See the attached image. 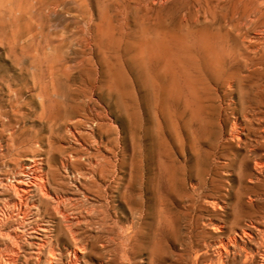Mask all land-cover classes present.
Segmentation results:
<instances>
[{"label":"rangeland","instance_id":"rangeland-1","mask_svg":"<svg viewBox=\"0 0 264 264\" xmlns=\"http://www.w3.org/2000/svg\"><path fill=\"white\" fill-rule=\"evenodd\" d=\"M263 30L264 0H0L1 264H264Z\"/></svg>","mask_w":264,"mask_h":264},{"label":"bare ground","instance_id":"bare-ground-1","mask_svg":"<svg viewBox=\"0 0 264 264\" xmlns=\"http://www.w3.org/2000/svg\"><path fill=\"white\" fill-rule=\"evenodd\" d=\"M241 4H242V3H241ZM205 30H206V29H205ZM263 31H264V30H263ZM261 33H262V32H261ZM263 33H264V32H263ZM203 40H204V39H203ZM211 41H212V40H211ZM203 46H204V45H203ZM143 48H144V47H143ZM205 48H206V47H205ZM163 49H164V48H163ZM208 49H209V48H208ZM210 49H211V48H210ZM210 49L208 50V52L210 51ZM204 51H205V50H204ZM211 52H212V51H211ZM163 53H164V52H163ZM206 53H207V52H206ZM209 54H210V53H209ZM210 55H211V54H210ZM210 58H211V57H210ZM215 60H216V58H215ZM215 60H214V62L217 61V60H216V61H215ZM216 63H217V62H216ZM240 126H241V124H240ZM235 127H236V126H235ZM241 127H242V126H241ZM244 127H245V126H244ZM231 128H232V127H231ZM234 129H235V128H234ZM231 130H232V129H231ZM242 130H243V129H242ZM12 133H14V132H12ZM238 133H239V132H238ZM10 134H11V133H10ZM236 134H237V133H236ZM240 134H241V133H240ZM237 135H238V134H237ZM241 135H242V134H241ZM13 136H14V135H13ZM232 136H233V135H232ZM11 137H12V135H11ZM230 137H231V136H230ZM237 138H239V137L237 136ZM226 139H228V137H227ZM10 140H12V138H11ZM263 140H264V139H263ZM233 141H234V140H233ZM226 142H228V141H226ZM259 147H260V146H259ZM2 148H3V146H2ZM181 153H182V152H181ZM36 158H37V157H36ZM43 160H44V159H43ZM258 160H259V159H258ZM262 161H263V160H262ZM39 162H40V160H39ZM24 163H25V162H24ZM33 163H34V162H33ZM37 163H38V161H37ZM41 163H42V162H41ZM260 163H261V160H260L259 164H260ZM256 164H257V163H256ZM36 165H37V164H36ZM39 165L41 166L40 163H39ZM39 165H38V166H39ZM254 166H255V165H254ZM262 166L264 167L263 164H262ZM262 166H260V168H263ZM33 167H34V166H33ZM40 168H41V167H40ZM42 168H43V167H42ZM254 168H255V167H254ZM258 168H259V166H258ZM260 168H259V169H260ZM24 169H25V168H24ZM26 169H27V168H26ZM36 169H37V168H36ZM255 169H256V168H255ZM259 169H258V170H259ZM30 170H31V169H30ZM43 170H44V169H43ZM43 170H42V171H43ZM263 170H264V168H263ZM23 171H24V170H23ZM34 172H35V171H34ZM259 172H260V171H259ZM261 172H263V171H261ZM39 173H40V172H39ZM257 173H258V172H257ZM30 174H31V173H30ZM32 174H33V173H32ZM261 174H262V173H261ZM35 176H36V175H35ZM22 177H23V176H22ZM38 177H39V176H38ZM32 178H33V177H32ZM40 178H41V177H40ZM46 178H47V177H46ZM27 179H28V178H27ZM34 179H35V178H34ZM37 179H38V178H37ZM256 179H257V178H256ZM18 180H19V179H18ZM44 181H45V180H44ZM44 181H43V183H45ZM47 181H48V180H47ZM9 182H10V181H9ZM16 182H17V181H16ZM21 182H23V181H21ZM12 184H13V183H12ZM17 184H18V183H17ZM19 184H20V183H19ZM46 184H48V183H46ZM24 185H26V184H24ZM27 185H28V184H27ZM18 186H19V185H18ZM43 186H45V184H44ZM27 187H28V186H27ZM36 187H37V186H36ZM12 188H13V187H12ZM29 188H30V185H29ZM5 190H6V189H5ZM39 190H40V189H39ZM14 191H15V190H14ZM22 191H23V190H22ZM41 192H44V191H41ZM50 192H51V190H50ZM13 193H14V192H13ZM28 193H29V191H28ZM32 193H33V191H32ZM36 194H37V193H36ZM42 194H43V193H42ZM44 194H46V193H44ZM54 194H55V193H54ZM38 195H39V194H38ZM48 195H49V194H48ZM55 196H56V195H55ZM42 197H43V196H42ZM46 197H47V196L45 195V200H46V199H49V198H52V196L49 197V198H46ZM18 198H19V197H18ZM18 198H16V199H18ZM20 198H21V197H20ZM26 199H27V198H26ZM32 199H33V198H31V200H32ZM45 200H44L43 202H45ZM49 200H50V199H49ZM49 200H48V201H49ZM36 201H37V200H36ZM51 201H53V200H51ZM54 201H55V200H54ZM61 201L63 202V198H62ZM61 201H60V202H61ZM32 202H33V201H32ZM57 202H58V199H57ZM64 202H65V200H64ZM30 203H31V201H30ZM51 203H52V202H51ZM55 203H56V202H55ZM55 203H54V204H55ZM65 203H66V202H65ZM5 204H6V203H5ZM39 204H40V203H39ZM58 204H59V207H61L59 202H58ZM28 205H29V204H28ZM56 205H57V204H55L54 206L56 207ZM61 205H62V204H61ZM63 205H64V204H63ZM13 206H14V205H13ZM16 207H17V206H16ZM34 207H35V206H34ZM34 207H32V208H34ZM62 207H63V206H62ZM7 208H8V207H7ZM17 208H18V207H17ZM26 208H28V206H27ZM53 208H54V207H53ZM65 208H66V207H65ZM35 209H37V208H35ZM57 209L59 210V208H57ZM57 209H56V210H57ZM63 209H64V208H63ZM20 210H21V209H20ZM56 210H55L54 212H59L58 210H57V211H56ZM61 210H62V209H61ZM115 210H116V209H115ZM0 211H2V210H0ZM17 211H18V210H17ZM36 211H37V210H36ZM3 212H4V211H3ZM31 212H32V211H31ZM34 212H35V211H34ZM63 212H64V210H63ZM66 212H67V211H66ZM70 212H71V211H70ZM19 213H20V212H19ZM23 213H24V212H23ZM60 213H61V211H60ZM27 214H28V213H27ZM33 214H35V213H33ZM80 214H81V213H80ZM16 215H17V214H16ZM16 215H15V216H16ZM18 215L20 216V214H18ZM23 215H24V214H23ZM25 215H26V214H25ZM30 215H31V214H30ZM57 215H58V213H56V216H57ZM61 215H63V213H61ZM61 215H60V216H61ZM64 215H65V213H64ZM32 216H33V215H32ZM60 216H59V217H60ZM70 216H71V215H70ZM25 217H26V216H25ZM25 217H24V218H25ZM62 217L65 218L66 216H62ZM13 218H14V216H13ZM20 218H22V217H20ZM24 218H23V219H24ZM31 218H32V217H31ZM64 218H63V219H64ZM71 218H72V217H71ZM71 218H70V219H71ZM2 219H3V218H1V221H2ZM5 219H6V218H5ZM7 219H8V218H7ZM8 220H9V219H8ZM8 220H7V221H8ZM10 220H11V219H10ZM10 220H9V222H10ZM13 220H15V219H13ZM29 220H30V218H29ZM1 221H0V222H1ZM7 221H6L5 223H7ZM23 221H24V220H23ZM26 221H27V217H26ZM63 221H64V220H63ZM63 221H62V222H63ZM67 221H69V220H67ZM72 221H73V220H71V223L74 222V221H73V222H72ZM3 222H4V221H3ZM24 222H25V221H24ZM64 222H65V221H64ZM5 223H4V224H5ZM15 223H16V222H15ZM17 223H18V221H17ZM22 223H23V222H22ZM28 223L30 224V221H29ZM28 223H27V224H28ZM4 224H3V225H4ZM8 224H10V223H8ZM13 224H14V223H13ZM65 224H66V223H65ZM65 224H64V225H65ZM67 224H69V223H67ZM191 224H192V223H191ZM246 224H247V223H246ZM3 225H2V226H3ZM18 225H19V224H18ZM25 225H26V224H25ZM30 225H31V224H30ZM41 225H43V224H41ZM46 225H48V224H46ZM64 225H63V226H64ZM72 225H73V224H72ZM192 225H193V224H192ZM249 225H251V226H249L247 229H243V230H241L239 233L236 234V236L239 238L240 242H241L242 244H245L246 241H247V242H251V241H254V240L258 239V238H261V240H263V243H264V230L260 229L259 227L255 226V225H252V224H249ZM4 226H5V225H4ZM6 226H8V225H6ZM6 226H5V227H6ZM9 226H10V225H9ZM9 226H8V228H9ZM11 226H12V225H11ZM13 226H14V225H13ZM20 226H21V225H20ZM26 226H27V225H26ZM36 226H37V225H36ZM67 226H68V225H67ZM132 226H133V228H134V225H132ZM21 227H22V226H21ZM29 227H30V226H29ZM49 227H50V226H49ZM69 227H70V226H69ZM129 227H131V225H130ZM129 227H128V229H130ZM217 227H218V226H217ZM220 227H221V226H220ZM0 228H2V227L0 226ZM23 228H24V227H23ZM31 228H32V226H31ZM231 228H232V226H231ZM6 229H7V228H6ZM11 229H12V228H11ZM11 229H10V231H11ZM20 229H21V228H20ZM68 229H69V228H68ZM68 229H67V230H68ZM71 229H73V226L71 227ZM215 229H217V228H215ZM222 229H223V227H222ZM2 230H3V229H2ZM8 230H9V229H8ZM12 230H15V229H12ZM26 230H28V229H26ZM50 230H51V229H50ZM69 230H70V229H69ZM74 230H75V229H74ZM74 230H73V231H74ZM134 230H136V229H134ZM229 230H230V228H229ZM10 231H9V232H10ZM16 231H19V228H18ZM33 231H34V230H33ZM40 231H43V229H42V230L40 229ZM44 231H45V230H44ZM44 231H43V232H44ZM54 231H55V230H54ZM132 231H133V230H132ZM217 231H218V230H217ZM217 231L215 230V232H217ZM11 232H12V231H11ZM14 232H15V231H13L12 233H14ZM20 232H21V231H19V234H20ZM47 232H48V230H47ZM67 232H68V231H67ZM71 232H72V231H71ZM136 232H139V231H136ZM213 232H214V229H213ZM218 232H219V231H218ZM222 232H223V231H222ZM236 232H237V231H236ZM5 233H6V232H5ZM26 233H27V232H26ZM32 233H33V232H32ZM36 233H37V232H36ZM48 233H49V232H48ZM119 233H120V232H119ZM130 233H131V232H130ZM200 233H201V232H200ZM220 233H221V232H220ZM15 234H16V233H15ZM41 234H42V233H41ZM44 234H45V233H44ZM73 234H74V232H73ZM137 234H138V233H137ZM191 234H192V233H191ZM216 234H217V233H216ZM234 234H235V233H234ZM1 235H4V234L1 232L0 237H1ZM6 235H9V233H7ZM11 235H12V234H10V237H11L10 240H11V239H15V238H12L13 236H11ZM16 235H17V234H16ZM24 235H25V234H24ZM39 235H40V234H39ZM45 235H46V234H45ZM117 235H118V234H117ZM121 235H122V234H121ZM132 235H133V233H132ZM132 235H131V236H132ZM228 235H229V234H228ZM228 235H227V236H228ZM22 236H23V235H22ZM25 236H26V235H25ZM31 236H32V235H31ZM33 236H34V235H33ZM42 236H43V235H42ZM46 236H47V235H46ZM64 236H65V235H64ZM71 236H72V235H71ZM126 236L128 237V235H126ZM131 236H130V237H131ZM199 236H200V235H199ZM230 236H231V235H230ZM6 237H7V236H5V238H6ZM14 237H15V235H14ZM16 237H17V236H16ZM27 237H28V236H27ZM29 237H30V236H29ZM44 237H45V236H44ZM135 237H136V236H135ZM232 237H233V236H232ZM2 238L4 239V236H3ZM18 238L20 239L21 237H19V235H18ZM52 238H53V237H52ZM73 238H74V236H73ZM121 238L123 239V238H125V237H123V235H122ZM228 238H229V237H228ZM233 238H234V237H233ZM6 239H7V238H6ZM8 239H9V238H8ZM26 239H27V238H26ZM30 239H31V237H30ZM127 239H128V238H127ZM219 239H220V238H219ZM226 239H227V238H226ZM0 240H2V239H0ZM15 240H16V239H15ZM32 240H33V239H32ZM37 240H42V239H39V238H38ZM51 240H52V239H51ZM51 240H50V242H51ZM70 240H71V237H70ZM78 240H79V239H78ZM78 240H77V241H78ZM108 240H109V239H108ZM113 240H114V239H113ZM113 240H112V242H113ZM124 240H125V239H124ZM124 240H123V241H124ZM136 240H138V239H136ZM194 240H195V239H194ZM233 240H234V239H233ZM5 241H6V240H5ZM5 241H3V242H5ZM13 241H14V240H13ZM16 241H17V240H16ZM27 241H28V240H27ZM45 241H46V240H45ZM48 241H49V239L46 241V243H49ZM123 241H122V242H123ZM127 241H129V240H127ZM228 241H229V240H228ZM228 241H227V242H228ZM3 242H2V243H3ZM8 242H9V240H8ZM53 242H55V241H53ZM72 242H73V240H72ZM134 242H135V241H134ZM220 242H221V241H220ZM220 242H219L218 244H220ZM223 242H224V241H223ZM10 243H11V242H10ZM10 243H9V244H10ZM14 243H15V241H14ZM20 243H21V242H20ZM29 243H30V242H29ZM29 243L27 242L26 244H29ZM33 243H34V242H33ZM33 243L31 242V244H33ZM39 243H40V242H39ZM41 243H42V242H41ZM41 243H40V244H41ZM75 243H76V242H75ZM75 243L73 242V244H75ZM78 243H79V242H78ZM215 243H216V242H215ZM229 243H230V242H229ZM0 244H1V243H0ZM15 244H17V242H16ZM40 244H39L38 246H40ZM56 244H57V243H56ZM76 244H77V243H76ZM76 244H75V246H76ZM133 244H134V243H133ZM205 244H206V242H205ZM232 244H233V243H232ZM11 245H14V244H11ZM19 245H20V244H19ZM21 245H22V244H21ZM21 245H20V246H21ZM42 245H43V243H42ZM47 245H48V244H47ZM47 245H45V246H47ZM51 245H52V244H51ZM51 245H50V246H51ZM54 245H55V244H53V246H54ZM65 245H66V244H65ZM135 245H136V243H135ZM210 245H211V244H210ZM210 245H209V246H210ZM220 245H221V244H220ZM224 245H225V244H224ZM224 245H222V247H223ZM0 246H1V245H0ZM2 246H3V245H2ZM8 246H9V245H8ZM14 246H16V245H14ZM34 246H35V245H34ZM50 246H49L48 248H50ZM53 246H52V247H53ZM66 246H67V245H66ZM70 246H71V245H70ZM78 246H79V245H78ZM80 246H81V245H80ZM82 246H83V245H82ZM84 246H86V245H84ZM121 246H122V245H121ZM125 246H126V245H125ZM228 246H231V245H228ZM6 247H7V246H6ZM6 247H5V249H6ZM22 247H23V246H22ZM28 247H29V245H28ZM72 247H73V246H72ZM123 247H124V246H123ZM195 247H196V246H195ZM202 247H203V245H202ZM215 247H216V246H215ZM16 248H17V246H16ZM25 248H26V247H25ZM41 248H43V246H42V247H39V251H40ZM45 248H46V247H45ZM80 248H81V247H80ZM124 248H125V250H126V248H128V247H124ZM139 248H140V247H139ZM198 248L200 249V247H198ZM204 248H206V246H205ZM204 248H203V249H204ZM216 248H217V247H216ZM219 248H220V247H219ZM230 248H231V247H230ZM3 249H4V248H3ZM5 249H4V250H5ZM23 249H24V248H23ZM23 249H22V250H23ZM34 249H35V248H34ZM37 249H38V247H37ZM50 249H51V248H50ZM65 249H66V248H65ZM65 249H63V250L65 251ZM83 249H84V248H82V250H83ZM85 249H86V248H85ZM203 249H202V250H203ZM207 249H208V247H207ZM226 249H227V247H226ZM226 249H224L223 252H224V254H226V256H227V255H228V252H229L230 250L227 251ZM6 250H8V249H6ZM12 250H13V249H12ZM14 250H16V249H14ZM20 250H21V249H20ZM24 250H25V249H24ZM29 250H30V249H29ZM51 250H52V249H51ZM51 250H50V251H51ZM53 250H54V247H53ZM77 250H79V249H77ZM115 250H116V248H115ZM133 250H134V249H133ZM141 250H142V249H141ZM200 250H201V249H200ZM214 250H216V249H214ZM214 250H213L212 252H214ZM243 250H244V248H243ZM243 250H241V251H243ZM2 251H3V250L0 251V254L2 253ZM8 251H10V249H9ZM18 251H19V250H16V252H18ZM39 251L36 250L35 252H34V251H33V252H34V253H36V252L38 253ZM47 251H49V250H47ZM50 251H49V252H50ZM56 251H57V249H56ZM83 251H84V250H83ZM85 251H86V250H85ZM13 252L15 253V251H13ZM30 252L33 253L32 251H30ZM42 252H44V251H42ZM70 252H72V251H70ZM79 252H80V251H79ZM87 252H88V251H87ZM124 252H125V251H124ZM205 252H206V251H205ZM212 252H211V254H212ZM245 252H246V251H245ZM3 253H4V252H3ZM10 253H11V252H10ZM39 253H40V252H39ZM39 253H38V254H39ZM47 253H48V252H46V255H47ZM53 253H55V251H54ZM53 253H52V251H51V254H53ZM57 253H58V252H57ZM65 253H66V252H65ZM74 253H75V252H74ZM74 253H73V254H74ZM191 253H192V252H191ZM203 253H204V252H203ZM214 253H215V252H214ZM4 254H5V253H4ZM6 254H7V253H6ZM6 254H5V255H6ZM11 254H12V253H11ZM15 254H16V253H15ZM19 254H20V252H19ZM19 254H18V255H19ZM38 254H37V255H38ZM40 254H42V253H40ZM51 254H50V255H51ZM69 254H70V253H69ZM69 254H68V252H67L66 255L69 257ZM126 254H127V253H126ZM220 254H221V253H220ZM237 254H238V253H237ZM2 255H3V254H2ZM8 255H9V254H8ZM24 255H25V254H24ZM32 255H33V254H32ZM32 255H30V256L33 257ZM46 255H45V258L48 256V255H47V256H46ZM50 255H49V256H50ZM53 255H54V254H53ZM55 255H57V254H55ZM62 255H64V254H62ZM62 255H61V256H62ZM71 255H72V254H71ZM217 255H219V253H217ZM217 255H215V256H217ZM233 255H234V254H233ZM14 256H15V255H12L13 258H14ZM20 256H21V255H20ZM22 256H23V255H22ZM30 256H29V258H31ZM49 256H48V257H49ZM74 256H75V255H74ZM77 256H78V255H77ZM79 256H80V255H79ZM215 256H214V259H215ZM239 256H240V254H239ZM247 256H248V255H247ZM260 256H261L262 260H264V246H263V250H262V253L260 254ZM0 257H1V256H0ZM8 257H9V256H8ZM35 257H36V255H35ZM38 257H39V256H38ZM40 257H41V256H40ZM64 257H65V255H64ZM68 257H67V258H68ZM82 257H83V256H82ZM113 257H114V256H113ZM190 257H191V256H190ZM204 257H205V256H204ZM210 257H213V256H210ZM219 257L221 258V255H219ZM241 257H242V256H241ZM245 257H246V254H245ZM252 257H253V256H252ZM6 258H7V256H6ZM6 258H5V259H6ZM10 258H11V257H10ZM13 258H12V259H13ZM16 258H17V257H16ZM41 258H42V257H41ZM45 258H44V260H45ZM60 258H61V257H60ZM65 258H66V257H65ZM65 258H64V260H65ZM128 258H129V257H128ZM152 258H153V257H152ZM187 258H189V257H187ZM192 258H193V257H192ZM196 258H197V255H196ZM196 258L194 257V259H196ZM201 258H202V257H201ZM220 258H219V259H220ZM227 258H228V256H227ZM239 258H240V257H239ZM261 258H260V259H261ZM3 259H4V258H3ZM25 259H26V258H25ZM46 259H47V258H46ZM50 259H53V258H50ZM61 259H62V258H61ZM61 259H60V260H61ZM76 259H77V257H76ZM76 259H75V260H76ZM219 259H218L217 261H219ZM1 260H2V259H0V261H1ZM6 260H7V259H6ZM9 260H10V259H8V261H7L8 263H9ZM18 260H19V259H18ZM27 260H28V258H27ZM35 260L37 261V258H36ZM56 260H57V259H56ZM62 260H63V259H62ZM190 260H191V259H190ZM202 260H203V259H202ZM208 260H209V259H208ZM210 260H212V259H210ZM221 260H222V259H221ZM251 260H252V259H251ZM16 261H17V260H16ZM16 261H15V262L12 261L13 263H12V262H10V263H12V264L15 263V264H16ZM45 261H46V260H45ZM47 261H48V259H47ZM50 261H51V260H50ZM54 261H55V260H54ZM67 261H69V259H68ZM73 261H74V260H73ZM213 261H214V260H213ZM226 261H227V259H226ZM23 262H24V261H23ZM37 262H38V261H37ZM43 262H44V261H43ZM43 262H42V264H43ZM52 262H53V261H52ZM65 262H66V261H65ZM186 262H187V261H186ZM186 262H185V263H186ZM207 262H208V261H207ZM211 262H212V261H211ZM1 263H2V262H0V264H1ZM3 263H4V261H3ZM17 263H18V264H19V263L21 264V262H18V261H17ZM38 263H39V262H38ZM38 263H36V264H38ZM40 263H41V262H40ZM46 263H48V262H46ZM60 263H61V262H60ZM71 263H72V262H71ZM74 263H75V262H74ZM76 263H77V262H76ZM80 263H81V261H80ZM80 263H78V264H80ZM83 263H84V262H83ZM191 263H192V262H191ZM194 263H195V262H193V264H194ZM221 263H222V262H221ZM221 263H218V264H221ZM33 264H34V263H33ZM48 264H53V263H48ZM54 264H55V263H54ZM196 264H197V263H196ZM204 264H205V263H204ZM223 264H224V263H223Z\"/></svg>","mask_w":264,"mask_h":264}]
</instances>
